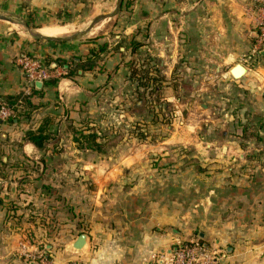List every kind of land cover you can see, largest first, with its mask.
Masks as SVG:
<instances>
[{"label":"crops","instance_id":"crops-1","mask_svg":"<svg viewBox=\"0 0 264 264\" xmlns=\"http://www.w3.org/2000/svg\"><path fill=\"white\" fill-rule=\"evenodd\" d=\"M126 1L117 3L121 8ZM248 1L148 0V9L143 11L154 4L160 17L138 12L141 18L126 20L123 34L114 35L115 43L36 38L0 23V99L28 95L13 121L0 124V264H33L26 254L42 246L60 264H158L156 257L176 241L189 240L197 223L209 218L213 223V216L223 213L226 227L235 220V229L225 233L235 232L236 246H228L231 253L223 255L220 264H264V242L256 241L264 236V147L251 148L249 155L242 152L237 162L224 149L214 159H206L195 148L188 159L196 163L190 160L183 166L166 157L167 143L175 136L156 144L154 160L149 159L153 148L130 136L129 142L113 148L112 157L102 160L101 132L86 126L87 118L95 126L90 114L94 100L104 91H114L119 75L126 76L124 90H143L125 62L145 47L142 44L152 24L171 26L172 35L187 51L185 58L193 60L196 48L202 51L200 42H207L213 18L220 21L218 36L224 54L204 52L210 64L212 58L242 53L246 44L240 35L243 22L254 20ZM66 3L69 0H0V10L23 12L26 4L31 10L46 12ZM170 13L172 17L166 19ZM3 18L16 28L20 25ZM45 29L53 30L42 28L39 33ZM120 39H125V46L116 49ZM25 54L54 66L52 77L32 94L27 93L20 64ZM260 54L261 65H244L247 72L242 80L247 89L257 88L264 96V49ZM132 92L126 95L130 104L135 100ZM141 103H133L140 116L146 111ZM258 106L264 115V97ZM41 126L50 137L37 145L26 135ZM230 208L233 214H227ZM82 233L89 240L83 251L76 252L71 245Z\"/></svg>","mask_w":264,"mask_h":264},{"label":"rangeland","instance_id":"rangeland-1","mask_svg":"<svg viewBox=\"0 0 264 264\" xmlns=\"http://www.w3.org/2000/svg\"><path fill=\"white\" fill-rule=\"evenodd\" d=\"M136 1L127 0L120 8L117 0H69V3L63 4L62 7L46 12L31 10L25 4L23 12H13L16 14L0 10V23L13 30L26 31V34L42 28L60 27L66 29V32L56 36L59 38L78 39L77 42H89L95 39L106 42L105 40L109 39L110 42L115 43L117 38L114 35L123 34L126 20L141 18L138 12L148 18L160 17L156 15L161 11L159 8L155 10L154 4L150 5V9L146 12L143 10L148 9L146 6L148 0L140 4L135 3ZM253 1H248V8L254 18ZM81 2L83 4H80ZM165 2L170 3V0ZM1 15L19 21V27H14ZM101 16L105 19L98 28L94 31L85 30ZM171 17V13L165 16L166 19ZM147 30V41L142 44L145 47L139 49L130 59L126 58L125 64L128 65L130 72L131 63L142 74L147 72L148 76H154L157 80L156 84H149L150 86L142 88L141 92L126 91L122 86L126 76L121 74L116 78L114 91H104L94 100L92 106L94 111L90 114L95 120V126H90L91 120L87 118L86 126L101 132L102 138L98 147L102 150L101 159L112 157L113 148L124 145V141L129 142L132 139L130 136L136 138L135 142L147 143V146L153 148L151 154L157 147L156 144L175 136L172 142L167 143L166 157L174 159L176 163L181 162L183 166L190 160L191 163H196L193 159H188L189 152L195 148H198L201 158L214 159L218 156L219 150L224 149L228 154H232L235 160L240 161L242 152L249 155L253 152L251 148L264 147V115L258 111L259 102L264 96L257 88L256 91L247 89L243 77H233L230 70L236 63L251 66L254 62L257 63L256 66L261 65L260 52L264 49V41L260 42L261 35L255 20L245 19L243 22L240 35L246 44L238 57L212 58L210 64L204 59V52L217 56L224 54L218 36L220 21L215 18L211 26L207 27V42H200L202 51L196 48L197 57L193 60L185 58L187 51L182 46L183 42L180 41L179 44L177 38L172 35L171 26L157 28L154 23ZM151 34L156 35L155 38L151 37ZM157 34L160 37H157ZM36 38L41 37L36 36ZM181 39H184V36H181ZM124 41L125 39H120L115 46L116 49L125 46ZM255 56L258 58L253 61L252 58ZM188 67L193 70H189ZM131 92L135 93L132 104L129 103L131 98L126 97V95L130 97ZM169 97L172 98L171 101L168 100ZM139 100H143L144 103L139 105H143L141 107L146 110L142 116L133 108V103ZM84 127L85 125L82 126ZM84 129L88 130L86 127ZM197 135L200 137H196ZM157 156L158 154L153 153L149 159L154 160ZM180 157L181 159L178 160ZM230 210L231 212L227 214H233V208ZM224 216L225 213L221 217L213 216V223L209 222L211 218L204 222L200 221L196 224V230H193L189 240L182 241L199 240L203 245L219 248L221 258L223 255H228L231 253L228 246H236V235L235 232L225 233V231L235 229V220H231L230 224L228 222L226 227L222 221L225 219ZM202 233L204 236H201ZM256 241L263 243L264 236L256 238ZM40 251L49 254L44 246L40 247ZM167 251L156 257L157 263Z\"/></svg>","mask_w":264,"mask_h":264},{"label":"built area","instance_id":"built-area-1","mask_svg":"<svg viewBox=\"0 0 264 264\" xmlns=\"http://www.w3.org/2000/svg\"><path fill=\"white\" fill-rule=\"evenodd\" d=\"M254 20L260 31V42L264 41V0H254L252 3ZM20 64L26 75V90L31 93L36 82L50 79L52 77V65L29 54L20 58ZM13 116V107L5 100L0 99V124ZM221 252L219 248L209 247L201 244L198 240L178 241L173 248L160 257L158 264H220ZM33 264H60L57 263L47 252L37 250L26 254ZM65 264H83L81 261H72Z\"/></svg>","mask_w":264,"mask_h":264},{"label":"trees","instance_id":"trees-1","mask_svg":"<svg viewBox=\"0 0 264 264\" xmlns=\"http://www.w3.org/2000/svg\"><path fill=\"white\" fill-rule=\"evenodd\" d=\"M137 46H139V45L138 44L135 45V47L133 49L135 50L137 48ZM130 67H131V78H133L137 82L138 87L148 88V86H150L151 84H153V85L156 84L157 80H156V78H154V76H152V77L148 76L149 74L147 72L142 74L140 72V70L133 67L131 65V63H130ZM153 87H156V86H153ZM37 91H38V88L34 87L31 91V94L35 93ZM27 97H28V95H23L21 93L17 96L3 98V100H5L10 106L13 107V116L8 119L9 121H13V119L15 118V116L18 112L19 106L22 105L24 102H27V100H28ZM140 102H143V100H140ZM49 137H50V134L45 133V128L43 126H41L37 130H30L26 135V138L28 140L32 141L33 143H35L37 145H42L44 143V141L46 139H48ZM93 137H94V141H95L96 135L93 134Z\"/></svg>","mask_w":264,"mask_h":264},{"label":"water","instance_id":"water-1","mask_svg":"<svg viewBox=\"0 0 264 264\" xmlns=\"http://www.w3.org/2000/svg\"><path fill=\"white\" fill-rule=\"evenodd\" d=\"M2 17H6L5 15H1ZM31 34L37 37H41V38H45V39H52V40H59V38L57 37H48V36H44L41 33H39L38 31H31ZM247 72V68L242 64V63H238L236 64L232 69H231V74L235 77V78H240L242 77L244 74H246ZM239 76V77H237ZM44 82L43 81H37L36 82V86L37 88H39L41 85H43ZM201 236H204V234L202 233ZM89 240V236L85 233H82L80 235H78L75 240L72 242L71 245V249L76 251V252H81L85 249V247L87 246Z\"/></svg>","mask_w":264,"mask_h":264},{"label":"bare ground","instance_id":"bare-ground-1","mask_svg":"<svg viewBox=\"0 0 264 264\" xmlns=\"http://www.w3.org/2000/svg\"><path fill=\"white\" fill-rule=\"evenodd\" d=\"M6 18H8V19H12V20H14L13 18H10V17H6ZM104 19H105V17L104 16H101V17H98L97 19H95L94 21H93V23L90 25V27H89V30L88 31H91L96 25H98V24H100V23H102L103 21H104ZM15 21H17V20H15ZM18 22V21H17ZM19 23V22H18ZM53 29V28H52ZM64 29H58V28H56V29H53V30H47V29H45V30H42L40 33L42 34V35H44V36H55V35H57V34H59V33H64ZM39 32V31H38ZM66 32V31H65Z\"/></svg>","mask_w":264,"mask_h":264}]
</instances>
